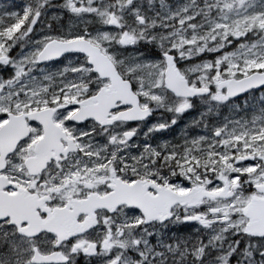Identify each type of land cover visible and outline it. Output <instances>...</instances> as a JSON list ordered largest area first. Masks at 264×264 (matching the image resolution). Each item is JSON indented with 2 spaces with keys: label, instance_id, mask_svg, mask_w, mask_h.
Wrapping results in <instances>:
<instances>
[{
  "label": "snow or ice",
  "instance_id": "obj_1",
  "mask_svg": "<svg viewBox=\"0 0 264 264\" xmlns=\"http://www.w3.org/2000/svg\"><path fill=\"white\" fill-rule=\"evenodd\" d=\"M8 7L0 264H264V0Z\"/></svg>",
  "mask_w": 264,
  "mask_h": 264
},
{
  "label": "flooded vegetation",
  "instance_id": "obj_2",
  "mask_svg": "<svg viewBox=\"0 0 264 264\" xmlns=\"http://www.w3.org/2000/svg\"><path fill=\"white\" fill-rule=\"evenodd\" d=\"M175 1H179V2H184V0H170V2H175ZM225 114H227V110H225ZM198 115V113L196 112H192L189 114H186L184 119L181 121L179 127L182 128L184 126L185 123L190 122L193 116ZM179 132V128H177L176 132L174 133H170L164 137H162V139H168V140H172L176 135H178Z\"/></svg>",
  "mask_w": 264,
  "mask_h": 264
},
{
  "label": "rangeland",
  "instance_id": "obj_3",
  "mask_svg": "<svg viewBox=\"0 0 264 264\" xmlns=\"http://www.w3.org/2000/svg\"><path fill=\"white\" fill-rule=\"evenodd\" d=\"M25 1V0H23ZM17 2V3H15ZM173 4L181 3L179 1L171 2ZM22 5L20 0H0V10H3L5 7H8V10H17L18 6ZM187 234V233H184Z\"/></svg>",
  "mask_w": 264,
  "mask_h": 264
},
{
  "label": "trees",
  "instance_id": "obj_4",
  "mask_svg": "<svg viewBox=\"0 0 264 264\" xmlns=\"http://www.w3.org/2000/svg\"><path fill=\"white\" fill-rule=\"evenodd\" d=\"M21 1V0H20ZM25 2H26V0H25ZM15 3H17V2H15Z\"/></svg>",
  "mask_w": 264,
  "mask_h": 264
}]
</instances>
